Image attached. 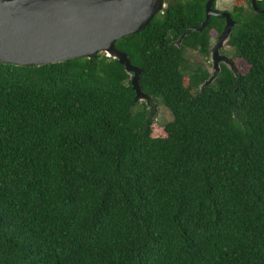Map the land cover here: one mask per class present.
I'll return each mask as SVG.
<instances>
[{"label":"trees","instance_id":"1","mask_svg":"<svg viewBox=\"0 0 264 264\" xmlns=\"http://www.w3.org/2000/svg\"><path fill=\"white\" fill-rule=\"evenodd\" d=\"M205 2L164 0L115 43L173 117L162 138L105 54L0 63V264H264V13L236 1L228 43L248 71L197 90L208 74L184 52L207 56L223 22L173 41Z\"/></svg>","mask_w":264,"mask_h":264},{"label":"water","instance_id":"2","mask_svg":"<svg viewBox=\"0 0 264 264\" xmlns=\"http://www.w3.org/2000/svg\"><path fill=\"white\" fill-rule=\"evenodd\" d=\"M164 0H0V63L41 67L105 54L124 68L130 77L134 102L150 98L138 84L141 69L115 47L118 40L139 33L161 14ZM256 1L251 8L262 14ZM216 0L204 5V21L187 32L202 33L211 17L224 20V27L211 48L215 73L201 86H209L219 75L220 51L228 43L236 24L229 12L214 9Z\"/></svg>","mask_w":264,"mask_h":264},{"label":"rangeland","instance_id":"3","mask_svg":"<svg viewBox=\"0 0 264 264\" xmlns=\"http://www.w3.org/2000/svg\"><path fill=\"white\" fill-rule=\"evenodd\" d=\"M236 1H240V0H216L215 3L218 10L221 9L224 10L225 12H229L236 4ZM217 36L215 37L213 36L212 39H216ZM186 57L190 59L191 60L190 62L193 64L200 63V65L206 66V69L211 68L209 61L199 56L196 52L193 53L188 52ZM232 66L229 68V71H235L239 74H244L248 71V65L243 60L235 59ZM155 100L156 103L155 102L148 103L149 105L151 104V110L153 112L152 137L162 138L165 136V132H164L165 125L170 123L173 117L170 114V112L164 107L160 98H156ZM141 102L143 101H139V103Z\"/></svg>","mask_w":264,"mask_h":264},{"label":"flooded vegetation","instance_id":"4","mask_svg":"<svg viewBox=\"0 0 264 264\" xmlns=\"http://www.w3.org/2000/svg\"><path fill=\"white\" fill-rule=\"evenodd\" d=\"M207 1V0H206ZM240 1H242V3H243V8L244 9H247L248 10V8L249 7H251V0H240ZM206 3V2H205ZM256 6H257V1H256ZM213 8L214 9H217V7H216V3H214V5H213ZM258 8V7H257ZM259 9V8H258ZM259 10H261V9H259ZM262 10H264V9H262ZM220 11H224V10H221L220 9ZM232 11H233V9L231 10V11H229V13L231 14V16H232ZM205 13V12H204ZM211 18H214V17H211ZM233 18V17H232ZM234 19V18H233ZM235 20V19H234ZM222 22H223V27H224V20H222ZM222 27V28H223ZM215 41H216V39H213L210 43H209V46H208V55L207 56H202L200 53H199V51H192L190 48H188V47H186V51L184 52L185 53V55L187 56V53L188 52H196L199 56H201L202 58H204V59H206V60H208L209 61V63H210V67L211 68H209V69H206V66H202V65H200V63H196L195 65H197L198 67H199V69H202V70H204L208 75V78H210L212 75H214V73H215V68H214V61H213V59H211V48L213 47V45L215 44ZM173 44L174 45H177V46H179V43L176 41H173ZM181 46H182V44L178 47V48H181ZM231 49V50H230ZM219 57V59H220V61H218V64H219V66H220V69L222 70V68H224V69H226L229 73H231L233 76H237L238 75V73L237 72H235V71H229V68L233 65V62H234V54H233V48L229 45V43H227L224 47H223V49L220 51V55L218 56ZM190 60V59H189ZM191 61V60H190ZM233 67V66H232ZM211 69V70H210ZM207 80V79H206ZM205 80V81H206ZM204 81V82H205ZM203 84V83H202ZM202 84H200L201 86H202ZM200 85H199V87H198V89L197 90H201V87H200ZM151 101H149V102H147L146 100H143V102H141L140 104H144V105H146V106H148V107H150L151 108V104L149 105L148 103H150ZM153 103V102H152ZM156 103V102H155Z\"/></svg>","mask_w":264,"mask_h":264},{"label":"built area","instance_id":"5","mask_svg":"<svg viewBox=\"0 0 264 264\" xmlns=\"http://www.w3.org/2000/svg\"><path fill=\"white\" fill-rule=\"evenodd\" d=\"M163 8H164V4H163ZM163 13V10H162V12H161V14Z\"/></svg>","mask_w":264,"mask_h":264}]
</instances>
